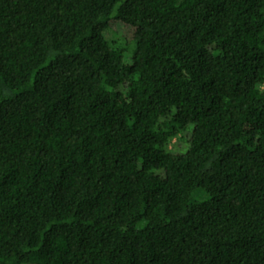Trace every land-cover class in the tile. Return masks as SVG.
<instances>
[{
    "label": "trees",
    "instance_id": "16d2710c",
    "mask_svg": "<svg viewBox=\"0 0 264 264\" xmlns=\"http://www.w3.org/2000/svg\"><path fill=\"white\" fill-rule=\"evenodd\" d=\"M0 264H264V0H0Z\"/></svg>",
    "mask_w": 264,
    "mask_h": 264
},
{
    "label": "rangeland",
    "instance_id": "374dc122",
    "mask_svg": "<svg viewBox=\"0 0 264 264\" xmlns=\"http://www.w3.org/2000/svg\"><path fill=\"white\" fill-rule=\"evenodd\" d=\"M122 32H124V35H126V32L122 30V28H118V31L117 29H108V30H105L104 31V37L107 41L111 42V41H116V42H120L121 40V36H122ZM120 33H121V36H120ZM195 198L196 199H200L201 197L196 194L195 195Z\"/></svg>",
    "mask_w": 264,
    "mask_h": 264
}]
</instances>
